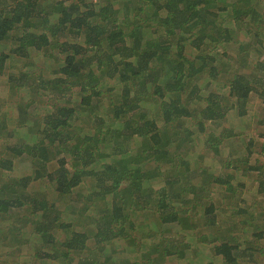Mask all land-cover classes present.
<instances>
[{
  "label": "trees",
  "instance_id": "1",
  "mask_svg": "<svg viewBox=\"0 0 264 264\" xmlns=\"http://www.w3.org/2000/svg\"><path fill=\"white\" fill-rule=\"evenodd\" d=\"M95 1L0 0V46L11 35L18 42L13 91L53 101L30 129L21 102L0 120L11 157L0 159V264L256 262L243 245L263 234L220 237L215 191L242 192L232 181L256 172L262 204L237 214L244 226L264 224V60L229 49L240 32L262 37L263 16L252 0ZM253 121L263 130L247 131ZM235 139L246 156L223 162ZM200 145L207 154L192 156ZM24 155L33 160L27 174L15 163ZM64 199L71 212L59 210ZM96 202L104 207L95 214ZM14 216L19 227L6 223ZM34 251L38 261L26 260Z\"/></svg>",
  "mask_w": 264,
  "mask_h": 264
},
{
  "label": "rangeland",
  "instance_id": "2",
  "mask_svg": "<svg viewBox=\"0 0 264 264\" xmlns=\"http://www.w3.org/2000/svg\"><path fill=\"white\" fill-rule=\"evenodd\" d=\"M94 1V0H91ZM237 1H241V0H229V3H237ZM97 2V0L95 1ZM253 2V7H255V10L259 11L260 16H263L262 21L263 23L261 24L263 26L262 28V37H259L258 39H256L254 37L255 33H246V32H240L238 35L235 36L233 42H231V44L233 45L230 49V53L234 54V56L239 59L243 56H247L250 54V57L254 60H264V47L262 48L263 52L259 55L258 51L256 49L261 48V43L259 42V40H262V43L264 44V0H252ZM244 3H247V0H244ZM257 40L259 43H257ZM250 41V43H252V47H251V51L252 52H247V53H243V54H239V49H240V45L244 44L245 42ZM229 44V45H231ZM4 46H0V59L4 58L5 56L9 55V59L7 60V62H5L4 68L5 70H2L1 68V64H0V120H3L6 118V114L4 116V113L6 112V107H16V105H18L20 102L21 104L25 107L27 106V108H24L26 110V112L30 113L29 116L27 115V126L30 129V121L31 123L35 121V119H40V116L43 114V109L45 106H50L52 102H49V99L47 98V94L42 95L41 99H37L36 102H32L29 103L32 99V95L29 93L30 89H20L17 92L13 91L11 84L9 83V79L14 71L13 66H15L16 62L18 61V59L15 60V58L17 57V55L15 53H13V50L15 48H17L18 46V42L14 39V36L11 35V38L7 39L5 42H3ZM6 47V48H5ZM3 53V54H2ZM241 53V52H240ZM234 57V59H236ZM15 61V62H14ZM36 63H37V59H36ZM39 64V63H38ZM240 67V66H239ZM35 68V67H34ZM226 66H222L220 65V69L221 72H227L229 73L228 69H226ZM239 70H237L236 73L239 74V72L241 74H248V71H244L241 67L238 68ZM37 70V69H36ZM31 71L33 72L34 69L31 68ZM15 76H19L20 73L14 72ZM234 71L231 73V75H234ZM225 74H222V80H224V76ZM219 89H216V91H218ZM219 92H223V89H221ZM226 92V91H224ZM18 99V100H17ZM254 101H256V99H254ZM253 101V102H254ZM254 110L256 111V106H254ZM262 108L260 109V111H257V114L259 116H263L260 115L262 114ZM38 114V115H37ZM12 115V114H11ZM22 117H24V113L22 112ZM21 121H23V118H21ZM259 127V126H258ZM36 129L34 126L31 128V130ZM247 131H255V130H263V129H258L256 126V122L253 121L252 123H249L246 127ZM22 134V132H21ZM21 134H17L15 137H13V140L11 143H15V141L20 140V138L22 137ZM197 140V143H199ZM9 143V142H8ZM227 143V141L225 142ZM224 143V144H225ZM6 140L2 137L0 139V159L2 158H8L11 159L10 155L5 151V146H6ZM222 149H224V152L221 154V160L223 162L226 161V158L229 157L230 155H232L233 158H237L244 156L246 153L242 151V146L240 144V141L238 139L235 140H231L229 141ZM194 153L192 156H200L199 154L206 155L207 153L204 152L203 147L200 145L198 147H193ZM246 156V155H245ZM244 156V157H245ZM214 157V156H213ZM259 154H255L254 156L250 157V162L252 163V165L256 164V161L259 160ZM15 163L17 166V170L19 172H26L30 173L31 169H33V160L30 156L24 155L21 158H16L15 159ZM219 160V159H218ZM221 166L218 165L216 168V172L215 173H220L221 172ZM224 167V166H222ZM51 170L54 168V164L52 163L49 167ZM232 169H228L227 172L231 171ZM256 172H248L247 176L243 177L239 175L238 180H234L232 181V183L234 185L238 184H243L244 188L241 187V191L242 192H238L235 195L231 196V195H224V196H220V194H222V192H220L219 190L215 191V206H217L218 211L220 212V217H219V224L218 227L216 228V232L219 234L220 237H222L223 239L226 238V236H236V237H241V241H243L242 237H246V236H250L256 233L259 234H263L261 237L256 238L255 236H253L251 239V244L248 245V243L244 244V247H252L253 249H255L256 255V262L251 261L252 264H264V228L261 229V226L264 227V224H261L259 226L253 225L251 223H259L258 221H261V218L259 220H250V216L247 218L249 222H247L248 224H246V226H244L241 222L243 221V217H240L237 214V211L240 210V213L244 212L245 210H249L250 212H254L255 210L253 209V207H260V205L262 204V201L260 200L259 196L257 195V187L259 186V183L256 182L255 179H257L256 176ZM42 184L40 183H36L34 185L35 188L37 187H41ZM33 187V188H34ZM85 187L87 188V185H82L76 192H75V196H83V194L86 193L85 191ZM225 191V190H224ZM226 193V192H225ZM53 199V198H52ZM69 199H64L62 201L58 202V207L60 208L59 210L62 211H68L71 212V208L69 206ZM70 204L72 205V201H70ZM83 203L80 202V204L78 205V207H80ZM104 205L100 204L99 202H96L94 204V210H95V214H96V209H101L103 208ZM73 212V211H72ZM74 217L78 218V222L83 223L84 225H88L90 226L93 222V218L88 217L87 215H84L82 213V211H77V212H73ZM253 214V213H252ZM252 216H257L256 214H253ZM14 219L11 218L6 220V223H9V221L14 222L15 227H19L18 224V217H13ZM5 223V224H6ZM262 223V222H261ZM242 224V225H241ZM241 228H243V231L241 230ZM252 240H257L258 242H253ZM248 241V240H246ZM16 248H22V245H15ZM23 249V248H22ZM25 250V249H23ZM24 252V251H23ZM51 252V251H49ZM6 252H4L5 254ZM25 253H27V251H25ZM260 253H262L260 255ZM1 254V253H0ZM3 254V255H4ZM9 255V256H8ZM6 255L4 258L8 257L9 261L11 262H17L20 261L21 263L25 261V257L20 256L18 257V254H8ZM35 251L32 253H30V255L27 257L26 260L34 262V261H38L37 258H35ZM250 255V252H249ZM27 264V263H26Z\"/></svg>",
  "mask_w": 264,
  "mask_h": 264
},
{
  "label": "crops",
  "instance_id": "3",
  "mask_svg": "<svg viewBox=\"0 0 264 264\" xmlns=\"http://www.w3.org/2000/svg\"><path fill=\"white\" fill-rule=\"evenodd\" d=\"M260 131H262V130H260ZM254 155H255V154H254ZM254 155H253V156H254Z\"/></svg>",
  "mask_w": 264,
  "mask_h": 264
}]
</instances>
